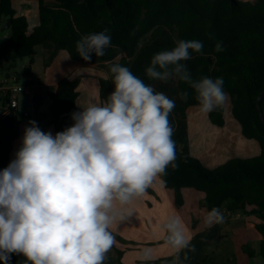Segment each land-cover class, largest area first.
Masks as SVG:
<instances>
[{
  "label": "clouds",
  "instance_id": "clouds-1",
  "mask_svg": "<svg viewBox=\"0 0 264 264\" xmlns=\"http://www.w3.org/2000/svg\"><path fill=\"white\" fill-rule=\"evenodd\" d=\"M209 38L212 36L209 34ZM112 45L110 30L82 35L76 43L81 59L103 57ZM199 40H179L155 53L146 76L189 85L200 111L208 114L229 95L223 78L193 79L187 61L203 55ZM224 51L223 42L215 44ZM114 91L101 103L73 112L72 125L55 135L36 121L24 128L21 146L0 170V262L23 256L25 264H105L117 243L113 226L133 215L132 206L175 161V129L169 117L175 101L146 84L119 63L106 61ZM187 100L188 93H179ZM79 107V106H78ZM211 227L224 223L219 208L207 212ZM173 250L170 264H185L195 253L184 220L170 216L163 225ZM183 253V255H181ZM151 261L154 249L139 253Z\"/></svg>",
  "mask_w": 264,
  "mask_h": 264
},
{
  "label": "trees",
  "instance_id": "trees-1",
  "mask_svg": "<svg viewBox=\"0 0 264 264\" xmlns=\"http://www.w3.org/2000/svg\"><path fill=\"white\" fill-rule=\"evenodd\" d=\"M38 1L40 24L30 32L28 18L17 15L13 0H0V37L4 21L13 19L12 36L4 46L0 45V67L5 72L4 80L0 81V98L5 93L4 106L8 97L3 87L8 74L13 75L15 62L28 58L24 73L32 74L40 46L47 50L46 68L66 52L67 65H93L106 71L108 77L100 79L103 102L114 91L106 61L128 67L134 75L153 86L158 81L149 79L145 70L155 53L173 48L179 40L203 42L204 54L192 53V59L186 62L193 79L202 76L223 78L231 115L242 136L258 144L259 152L249 157H234L223 165L209 168L203 158L176 149L177 167L169 166L167 174L161 178L173 191L178 209L185 205L184 189L192 188L205 193L201 206L208 211L219 208L224 221L227 215L237 212L260 219V222L251 223L260 238V250L249 245H243L242 249L252 258L258 255L264 258V121L258 107L259 96L264 91V0ZM105 28L110 30L114 47L106 49L103 57L93 54L91 61L85 62L76 51L77 41L82 35ZM218 41L223 42L224 51L214 50ZM10 55L13 56L11 63ZM17 76L19 79L20 75ZM80 84V78H63L51 94L50 124L55 134L72 125L71 114L78 111ZM181 92L188 93L186 101L180 98ZM176 97L175 110L179 120H186L191 109L199 108L194 90L178 80ZM262 108L264 110V100ZM226 114L224 105L208 113L207 119L210 124L224 128L228 124ZM3 142L0 135V144ZM12 150L13 145L9 143L4 151L2 170L12 160ZM147 190L153 192L150 188ZM116 250L120 263L125 264L124 251ZM171 258L140 260L137 264H170ZM19 260L20 256L13 255L11 264H19ZM199 264L214 263L204 259Z\"/></svg>",
  "mask_w": 264,
  "mask_h": 264
},
{
  "label": "crops",
  "instance_id": "crops-1",
  "mask_svg": "<svg viewBox=\"0 0 264 264\" xmlns=\"http://www.w3.org/2000/svg\"><path fill=\"white\" fill-rule=\"evenodd\" d=\"M251 1L255 2L256 0ZM13 5L18 16H26L28 18L29 31L32 32L40 24L39 1L13 0ZM37 51H41L43 54L44 61H42L45 65V50L43 51V48L40 46L37 48ZM67 57V53L62 52L61 57L51 66L48 68L43 67L42 77H40V71L34 69L37 73V79L30 82V87L33 86L31 88L38 92V96L31 98L26 95L27 97L19 100L20 109L11 112L3 119L0 135L3 136L4 142L0 144V170H2L4 151L8 144L11 143L13 145V159L15 152L21 146L24 128L28 125L29 121H36L42 131H51L55 135L54 127L50 124L52 118V115L49 113L51 111L50 96L56 90L61 79H81L79 86L80 96L77 101V106H79L78 111H81V108L87 107L92 102H102L100 97V79L107 78L108 73L93 65H67ZM26 66L24 65V68ZM170 82L175 84L172 90L176 94L177 80ZM166 85V83L158 81L153 87L157 91L165 93L176 103L178 101L176 95L174 94V96L170 97L166 93ZM5 86H8L7 82H5ZM3 97H5V93L1 94L0 104H3ZM25 113H28L29 116H26ZM194 114H197L196 119H200V121H194L192 127L189 118ZM178 117V113L174 108L169 117L172 120V124L174 123L173 127L176 132H174V137H177V133H179V128L175 126V122L177 124L178 121L183 124L187 122L180 121ZM226 117L228 121L227 126L220 128L210 124L207 114L201 112L200 108L191 109L189 112L187 145L189 147L191 143L199 144L198 151H202L205 155L201 158L213 165H216L220 159L228 161L233 158L231 157L232 152L241 153L244 157L253 156L259 152L258 144L245 139L241 134L239 125L235 121H231L228 114H226ZM190 131H192V134ZM182 135L184 136V134ZM204 142H207L206 147L203 144ZM255 143L257 146L254 145ZM149 188L153 192L146 190L143 196L134 203L132 206L133 215L113 226L112 231L114 235L120 236L123 240H119L115 236L117 243L107 253L105 264H121L119 253L116 249L124 251L123 262L125 264H137L138 261L142 260L139 253L145 247L154 249L152 260L172 256L173 250L165 243L166 232L163 230V225L170 216L175 214H179L184 220L188 234L191 237V243L196 248L195 253H188L190 259L185 264H199L204 256L203 248L219 244L225 236L222 233L223 223L210 227L205 222L208 210L201 206L206 197L205 193L192 188L184 189L185 205L181 209H178L175 205L173 191L166 187L161 177H158ZM231 220H235L244 227L248 236L260 241L258 233L251 224L252 222H260V219L256 216L244 214L227 215L224 223ZM241 221L245 222V224L239 223ZM20 259L25 261L23 256H20Z\"/></svg>",
  "mask_w": 264,
  "mask_h": 264
},
{
  "label": "rangeland",
  "instance_id": "rangeland-1",
  "mask_svg": "<svg viewBox=\"0 0 264 264\" xmlns=\"http://www.w3.org/2000/svg\"><path fill=\"white\" fill-rule=\"evenodd\" d=\"M245 1H251V0H245ZM11 36H12V30L7 29L5 31H2L1 37H0V45L4 46ZM44 50L45 52H47L45 48H43V51ZM42 60H43V54L40 51L37 53L35 64L33 66V71L34 69H36V71H40V77H42L43 71H44L43 67H45L44 62H43L44 60L43 61ZM9 61L10 63L13 61L12 55H10ZM27 64H29L28 58L18 59L15 62V68L13 70L12 76H15L18 74L20 75V77L17 81H14L13 79H8L7 85L9 87H13L15 85H22V86L30 87V82L37 79V73L35 71L32 72V74L30 75H26L24 73V65H27ZM4 73H5L4 68L0 67V81L4 80V76H5ZM166 84H167L166 85L167 89H165L166 93L170 97L174 96L175 93H174V90L172 89L175 87L174 86L175 84L170 81L167 82ZM176 86H177V83H176ZM23 97H27V96L21 93L19 96V100L22 99ZM225 106L227 108L229 119L231 121H234L231 115V112H230V108H231L230 100H228ZM49 113L51 114V111H49ZM196 115L197 114H194L189 118V122L192 127L194 125V121L196 120L197 122L200 121V119H196ZM169 120H170V123L172 124L171 118H169ZM180 121H187V122H185L184 124L179 121H178V124L177 122H175V126L179 128V133H177L178 134L177 137L173 136V139L176 143V149L180 151H188L196 157H204L205 155L203 154V152L198 151L199 144L191 143L189 144V147L187 145V139H188L187 133L189 132L187 130V127L189 126L188 118L186 120H180ZM172 126H174V123L172 124ZM190 133L192 134V131H190ZM182 134H184V136ZM203 144L206 147L207 142H204ZM254 145L257 146L256 143ZM231 155H232L231 157L233 158L234 157H244L243 154L238 153V152H232ZM226 162H227L226 159L224 160L220 159L218 160V163L216 165H213L212 163L207 162L206 166H208L209 168H216L220 165L225 164ZM241 213L242 212H237L236 214L243 215ZM239 223L245 224V222H242V221ZM222 233L225 234V236L221 239L219 244L209 245L203 248L204 256L201 259L202 261L204 259H208L212 261L214 264H264V258L262 256L258 255L252 258L243 251L242 249L243 245H249L252 249L259 251L260 241L255 240L253 239V237L248 236V234H246L245 228L242 227L240 224H238V222H236L235 220H231V221H226L225 223H223ZM24 262L25 261H22L21 259L19 260V264H25Z\"/></svg>",
  "mask_w": 264,
  "mask_h": 264
},
{
  "label": "built area",
  "instance_id": "built-area-1",
  "mask_svg": "<svg viewBox=\"0 0 264 264\" xmlns=\"http://www.w3.org/2000/svg\"><path fill=\"white\" fill-rule=\"evenodd\" d=\"M9 79H13L14 81L18 80V76H10ZM6 97H8L6 106L0 104V120L5 119L8 114L13 111H18L20 109L19 96L21 93L31 97L36 98L38 96V92L31 87L15 85L13 87L5 86ZM26 116H29L28 113H25Z\"/></svg>",
  "mask_w": 264,
  "mask_h": 264
},
{
  "label": "water",
  "instance_id": "water-1",
  "mask_svg": "<svg viewBox=\"0 0 264 264\" xmlns=\"http://www.w3.org/2000/svg\"><path fill=\"white\" fill-rule=\"evenodd\" d=\"M12 24H13V19L12 18L6 19L4 21V23L2 24L1 30L5 31L7 29H10L12 27ZM9 78H10V75L8 74V79ZM263 100H264V91L260 94L259 99H258V107H259V110H260L261 117H262V119L264 121V110L262 108Z\"/></svg>",
  "mask_w": 264,
  "mask_h": 264
}]
</instances>
